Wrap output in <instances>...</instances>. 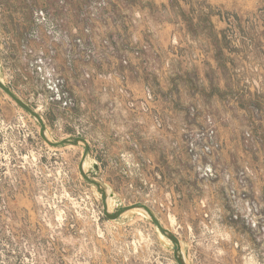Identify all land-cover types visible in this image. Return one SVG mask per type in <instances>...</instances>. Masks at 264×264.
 Segmentation results:
<instances>
[{
  "label": "rangeland",
  "instance_id": "rangeland-1",
  "mask_svg": "<svg viewBox=\"0 0 264 264\" xmlns=\"http://www.w3.org/2000/svg\"><path fill=\"white\" fill-rule=\"evenodd\" d=\"M0 79L87 140L110 211L150 207L189 264H264V0H0ZM82 151L0 90V264H176L145 212L103 215Z\"/></svg>",
  "mask_w": 264,
  "mask_h": 264
},
{
  "label": "water",
  "instance_id": "water-1",
  "mask_svg": "<svg viewBox=\"0 0 264 264\" xmlns=\"http://www.w3.org/2000/svg\"><path fill=\"white\" fill-rule=\"evenodd\" d=\"M0 90L8 96L17 106H19L22 110L27 112L31 117H33L38 125H39V136L40 138L51 147H62L67 145H78L83 144V151L80 157V160L77 165L78 172L80 176L89 184L93 185L96 191L99 193L102 202V213L109 220H117L124 213L132 210V209H141L146 215L150 218L152 223L155 225L160 234H162L172 245V254L173 259L176 264H188L185 261L184 255L182 253L181 243L179 238L168 228L164 227L156 214L152 211L150 207L147 205L136 202L133 204H129L126 206L119 207L116 211L108 210V197L109 192L104 184L100 181L88 176L84 171V162L88 155V142L85 138L80 136H69L65 137L59 141H52L46 135V126L44 124L43 118L38 114L35 110H33L26 102H24L14 91L8 88L1 80H0ZM97 167L95 166V169Z\"/></svg>",
  "mask_w": 264,
  "mask_h": 264
},
{
  "label": "bare ground",
  "instance_id": "bare-ground-1",
  "mask_svg": "<svg viewBox=\"0 0 264 264\" xmlns=\"http://www.w3.org/2000/svg\"><path fill=\"white\" fill-rule=\"evenodd\" d=\"M1 80V79H0ZM2 81V80H1ZM3 82V81H2ZM46 135H47V137L50 139V137L48 136V134L46 133ZM51 140V139H50ZM85 171V170H84ZM86 172V171H85ZM108 210L110 211V209H109V205H110V198L108 197ZM137 210H141V209H137ZM141 211H143V210H141ZM144 212V211H143ZM146 214V213H145ZM147 216V215H146ZM167 240V239H166ZM168 241V240H167ZM181 248H182V246H181ZM182 253H183V255H184V258H185V261H186V263H188V261H187V259H186V256H185V254H184V252H183V249H182ZM189 264V263H188Z\"/></svg>",
  "mask_w": 264,
  "mask_h": 264
},
{
  "label": "built area",
  "instance_id": "built-area-1",
  "mask_svg": "<svg viewBox=\"0 0 264 264\" xmlns=\"http://www.w3.org/2000/svg\"><path fill=\"white\" fill-rule=\"evenodd\" d=\"M65 104H67V102Z\"/></svg>",
  "mask_w": 264,
  "mask_h": 264
}]
</instances>
